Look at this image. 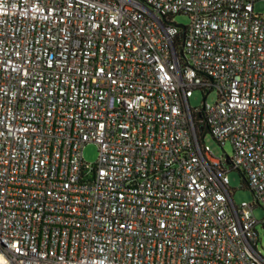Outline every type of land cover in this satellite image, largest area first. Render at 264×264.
I'll list each match as a JSON object with an SVG mask.
<instances>
[{"label": "built area", "instance_id": "built-area-1", "mask_svg": "<svg viewBox=\"0 0 264 264\" xmlns=\"http://www.w3.org/2000/svg\"><path fill=\"white\" fill-rule=\"evenodd\" d=\"M259 2L0 0V264H264Z\"/></svg>", "mask_w": 264, "mask_h": 264}, {"label": "rangeland", "instance_id": "rangeland-1", "mask_svg": "<svg viewBox=\"0 0 264 264\" xmlns=\"http://www.w3.org/2000/svg\"><path fill=\"white\" fill-rule=\"evenodd\" d=\"M254 9L256 12H262L264 10V3L259 2L254 5ZM174 21L177 24L187 25L189 23V19L183 15H177L174 17ZM217 100V96L214 92L204 95L200 90H194L192 97L189 99V105L191 108L201 107L206 101L209 104H214ZM203 143L209 147L212 154L216 157L224 156L225 154L228 157H232L233 149L229 141L225 143L223 147H221L209 133H206L203 138ZM98 155L97 146L93 143H88L83 148V159L85 162L92 164L96 161ZM228 180H229V188L232 194V199L235 205H240L242 202L252 203L254 202L253 193L244 186L241 175L238 171H230L228 172ZM253 214L257 221H261L264 217V212L260 207H255L253 210ZM256 231L258 233V243L256 249L258 252L264 257V229L262 225L258 223L256 225Z\"/></svg>", "mask_w": 264, "mask_h": 264}, {"label": "trees", "instance_id": "trees-1", "mask_svg": "<svg viewBox=\"0 0 264 264\" xmlns=\"http://www.w3.org/2000/svg\"><path fill=\"white\" fill-rule=\"evenodd\" d=\"M177 39V42H178V46L180 47V42H181V40L180 39H183V34H181V33H179V35H178V37L176 38ZM180 50V52H181V48L179 49ZM196 128L198 129V131H199V135H200V137L202 136V135H204V134H206L207 133V129H206V127H205V125L203 124V123H199V122H197L196 123ZM239 173H240V175H241V178H242V180H243V184H244V186L246 187V188H248L247 186V180H246V177H245V175L243 174V172H241V171H238ZM262 228L264 229V226H262Z\"/></svg>", "mask_w": 264, "mask_h": 264}, {"label": "water", "instance_id": "water-1", "mask_svg": "<svg viewBox=\"0 0 264 264\" xmlns=\"http://www.w3.org/2000/svg\"><path fill=\"white\" fill-rule=\"evenodd\" d=\"M226 159H228V157H226Z\"/></svg>", "mask_w": 264, "mask_h": 264}]
</instances>
